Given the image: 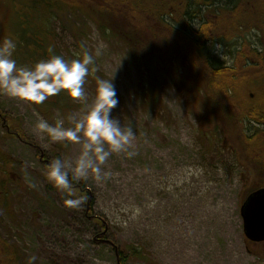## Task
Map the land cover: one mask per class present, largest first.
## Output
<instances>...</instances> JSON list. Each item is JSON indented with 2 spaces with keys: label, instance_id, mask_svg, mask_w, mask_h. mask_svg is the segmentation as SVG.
<instances>
[{
  "label": "rangeland",
  "instance_id": "374dc122",
  "mask_svg": "<svg viewBox=\"0 0 264 264\" xmlns=\"http://www.w3.org/2000/svg\"><path fill=\"white\" fill-rule=\"evenodd\" d=\"M249 1L238 4L246 6ZM49 3L65 5L63 0ZM84 8H64L50 19L31 9V0H0V41L6 36L16 40L15 58L20 64L47 57L50 48L74 58L83 44L95 56L96 74L113 78L119 104L112 114L133 126L136 139L130 150L135 155H112L103 165L113 173L106 182L78 180L94 195L92 216L107 223L111 244L131 245L143 253V258L127 264H264V242L246 240L240 216L249 192L264 183L258 174L263 172L253 171L237 141L228 139L232 122L214 121L212 99L202 97L197 89L200 76L185 65L177 70L175 64L158 63L153 82L158 84V104L144 106L146 69L120 42L104 39ZM261 40L264 34L253 29L237 40L211 43L208 51L230 67L243 45L260 48ZM170 54L163 53L164 61ZM167 68L175 75H166ZM95 86V77L89 76L84 86L89 100ZM257 94L248 88L253 102L261 101ZM64 99L68 111L49 109L48 100L33 105L0 93V112L49 158L59 154L74 160L79 145L52 142L34 129L40 118L51 124L63 119L70 126L68 117L79 113L83 101ZM0 150L21 165L11 172L12 209L0 218V233L20 252L21 264L32 255L38 257L35 264H116L113 251L95 242L99 227L85 215L84 204L66 207V194L48 181L36 152L8 136L1 124Z\"/></svg>",
  "mask_w": 264,
  "mask_h": 264
},
{
  "label": "trees",
  "instance_id": "16d2710c",
  "mask_svg": "<svg viewBox=\"0 0 264 264\" xmlns=\"http://www.w3.org/2000/svg\"><path fill=\"white\" fill-rule=\"evenodd\" d=\"M63 1L65 5H55L49 3V0H31V9L51 19L54 12L58 13L64 8L81 11L86 5L84 15L97 23L100 35L108 42L116 40L120 42L128 53L138 60L140 66L146 69L145 75L149 77L142 86L144 106L158 104L156 93L158 84H153L158 63L175 64L178 66L177 70L183 69L184 65L193 68L194 73L200 76L201 84L197 89L201 96L209 101L210 98L212 99L210 108L214 110L211 111L214 121L216 120L217 124L219 121L232 122L226 131L228 139L237 141V149L243 153L245 160L252 164V167L254 166L253 171L258 168L262 170L263 173L258 174L261 180L264 179V83H261L264 82V41H260V48L251 49V44L243 45L233 57V66L230 67L225 66L208 51V45L211 43L231 42L237 40L240 34L253 29H258L264 34V7H258L261 0L251 1L257 3L259 9L249 12L238 9L233 14L232 11L226 18L220 8L211 6L214 0ZM256 21L263 24H257ZM165 51L171 53L167 62L163 57ZM164 73L175 75L168 68ZM248 88L257 91L261 101L253 102L252 97L247 95ZM64 98L68 97L59 95L52 101L48 100L49 109L60 108L68 111ZM225 117L228 120L224 119ZM0 124L8 136L14 137L36 152L37 160L45 172L46 165L52 159L60 157L59 154H55L49 158L38 145L32 143L17 128L14 121L1 112ZM249 124H254L257 128L250 129ZM247 130L249 134H246ZM20 166L19 161L0 150V218L1 213L12 209L11 185L14 184V180L11 172ZM74 185L78 194L88 196V200L84 203L85 215L93 219L99 227L94 235L95 242L108 246L113 251L116 264H127L132 258H143V253L134 246L120 248L111 244L107 237L109 230L107 223L101 218L92 216L94 195L81 182L74 181ZM261 188H264V183L252 189L249 194ZM20 261V252L0 233V264H21Z\"/></svg>",
  "mask_w": 264,
  "mask_h": 264
},
{
  "label": "clouds",
  "instance_id": "9594fccd",
  "mask_svg": "<svg viewBox=\"0 0 264 264\" xmlns=\"http://www.w3.org/2000/svg\"><path fill=\"white\" fill-rule=\"evenodd\" d=\"M81 49L74 53V58H65L50 48L47 57L20 64L15 58L16 40L6 36L0 41V93L33 105H41L61 93L74 102L83 101L79 113L68 117L70 126H65L63 119L51 124L44 118L34 125L36 132L52 142L79 145L74 160L56 157L46 165L48 181L66 194L64 205L68 208H78L88 200L86 194H78L74 181L91 178L97 183L106 182L113 173L103 165L112 155H135L130 150L136 139L133 126L122 124L112 114L119 104L113 78L96 75L99 68L95 56L83 44ZM90 75L95 77L96 84L91 100L84 87ZM37 259L32 255L27 264H35Z\"/></svg>",
  "mask_w": 264,
  "mask_h": 264
},
{
  "label": "water",
  "instance_id": "95a60500",
  "mask_svg": "<svg viewBox=\"0 0 264 264\" xmlns=\"http://www.w3.org/2000/svg\"><path fill=\"white\" fill-rule=\"evenodd\" d=\"M240 216L246 240L264 242V188L247 196L240 207Z\"/></svg>",
  "mask_w": 264,
  "mask_h": 264
},
{
  "label": "bare ground",
  "instance_id": "6f19581e",
  "mask_svg": "<svg viewBox=\"0 0 264 264\" xmlns=\"http://www.w3.org/2000/svg\"><path fill=\"white\" fill-rule=\"evenodd\" d=\"M240 0H214L212 1L211 6L213 8H217L221 11V13H223L226 17H229L228 14H230L232 11V14L237 12L238 9L240 11H244V12H249V11H254L257 10L261 7H264V0L259 1V8L256 6L257 3L255 2H250V4H247L246 6H244L243 4H238Z\"/></svg>",
  "mask_w": 264,
  "mask_h": 264
}]
</instances>
